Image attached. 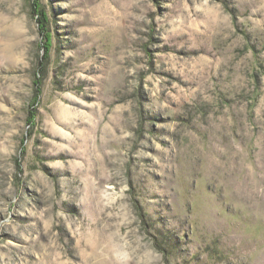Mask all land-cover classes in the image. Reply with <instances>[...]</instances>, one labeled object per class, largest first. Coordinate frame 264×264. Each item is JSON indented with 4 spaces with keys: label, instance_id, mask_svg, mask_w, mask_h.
I'll return each instance as SVG.
<instances>
[{
    "label": "rangeland",
    "instance_id": "374dc122",
    "mask_svg": "<svg viewBox=\"0 0 264 264\" xmlns=\"http://www.w3.org/2000/svg\"><path fill=\"white\" fill-rule=\"evenodd\" d=\"M0 264H264V0H0Z\"/></svg>",
    "mask_w": 264,
    "mask_h": 264
},
{
    "label": "trees",
    "instance_id": "16d2710c",
    "mask_svg": "<svg viewBox=\"0 0 264 264\" xmlns=\"http://www.w3.org/2000/svg\"><path fill=\"white\" fill-rule=\"evenodd\" d=\"M36 7H37V6H36ZM42 16L45 17L44 14H42Z\"/></svg>",
    "mask_w": 264,
    "mask_h": 264
}]
</instances>
